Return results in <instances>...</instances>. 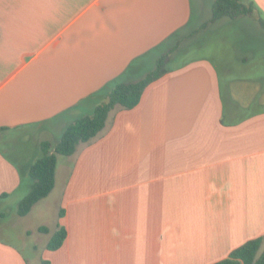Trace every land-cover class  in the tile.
<instances>
[{"label":"crops","instance_id":"1","mask_svg":"<svg viewBox=\"0 0 264 264\" xmlns=\"http://www.w3.org/2000/svg\"><path fill=\"white\" fill-rule=\"evenodd\" d=\"M243 1L264 13V0ZM193 10V0H0V264H213L264 237L255 57L239 42L229 55L197 38L257 15L197 19ZM183 45L204 52L171 63ZM161 56L162 74L138 104L57 155L49 200L20 214L22 170L41 143L56 144L112 82L144 77ZM59 226L66 237L50 250Z\"/></svg>","mask_w":264,"mask_h":264},{"label":"trees","instance_id":"2","mask_svg":"<svg viewBox=\"0 0 264 264\" xmlns=\"http://www.w3.org/2000/svg\"><path fill=\"white\" fill-rule=\"evenodd\" d=\"M241 15H257L259 24L264 27V15L253 2L243 0H214L211 8V20L220 17L235 18ZM165 56L158 58L155 68L138 80L112 82L105 98L94 108L90 115L75 119L63 131L60 139L54 145L45 141L41 143L42 156L35 160L30 168L32 179L30 190L19 204V213L26 214L41 198L45 197L53 188L55 182L56 156L71 155L82 143H87L98 136L107 127L110 114L117 108L130 109L138 104L146 86L158 78L163 71ZM63 211L60 210L59 215ZM40 230H46L40 227ZM66 237V229L59 226L47 242L46 247L55 250L61 246ZM264 242V237H257L246 241L233 249L230 254L213 264H264V247L258 250ZM41 264H49L42 260Z\"/></svg>","mask_w":264,"mask_h":264},{"label":"rangeland","instance_id":"3","mask_svg":"<svg viewBox=\"0 0 264 264\" xmlns=\"http://www.w3.org/2000/svg\"><path fill=\"white\" fill-rule=\"evenodd\" d=\"M213 1L214 0H193L194 18L197 17V19H205L210 17ZM225 20L226 21L224 22H232L234 24V27L227 26L231 30L223 32L222 30L211 29L210 27V29L205 31L206 33L203 31L197 36V38H199L198 40L201 39L202 43L205 42V45H208V48L215 47L229 55L231 54V47L234 44H238L236 42L249 47L250 51H252V55L255 57V65L252 70L248 71V73L249 75H253V80H255L258 84L260 83L262 85V89H264V27L258 25L257 18L255 16H243L234 21H230V19ZM219 34L224 35V40L221 42L217 41ZM184 49H186L185 45L176 51L174 59L171 63L176 64L184 59L201 55L204 52L203 47L190 48L187 50ZM154 63L155 61L152 57L148 58L144 69L152 68ZM243 113H249V110H244ZM22 173L24 184L22 190L25 194L28 193L29 180L32 179L26 170H22ZM47 200L49 199H40L38 205L47 202ZM263 247L264 244L260 247L257 254L261 253Z\"/></svg>","mask_w":264,"mask_h":264}]
</instances>
